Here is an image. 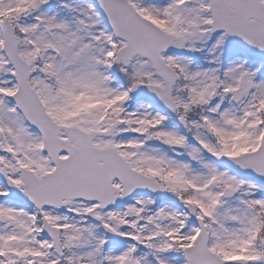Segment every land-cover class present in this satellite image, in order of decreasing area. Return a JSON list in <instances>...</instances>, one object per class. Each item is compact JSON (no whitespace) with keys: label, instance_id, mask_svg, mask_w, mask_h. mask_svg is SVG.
I'll return each mask as SVG.
<instances>
[{"label":"snow or ice","instance_id":"1","mask_svg":"<svg viewBox=\"0 0 264 264\" xmlns=\"http://www.w3.org/2000/svg\"><path fill=\"white\" fill-rule=\"evenodd\" d=\"M0 264H264V0H0Z\"/></svg>","mask_w":264,"mask_h":264}]
</instances>
